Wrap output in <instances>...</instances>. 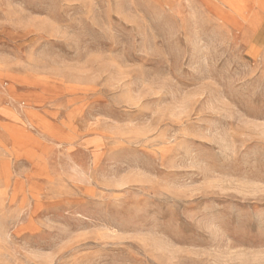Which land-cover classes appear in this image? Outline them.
<instances>
[{"label": "rangeland", "instance_id": "1", "mask_svg": "<svg viewBox=\"0 0 264 264\" xmlns=\"http://www.w3.org/2000/svg\"><path fill=\"white\" fill-rule=\"evenodd\" d=\"M0 264H264V0H0Z\"/></svg>", "mask_w": 264, "mask_h": 264}]
</instances>
